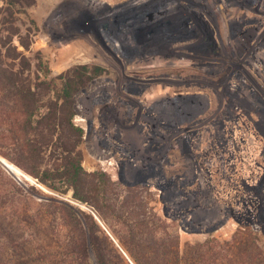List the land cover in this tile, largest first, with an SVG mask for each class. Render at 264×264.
<instances>
[{
	"label": "rangeland",
	"instance_id": "374dc122",
	"mask_svg": "<svg viewBox=\"0 0 264 264\" xmlns=\"http://www.w3.org/2000/svg\"><path fill=\"white\" fill-rule=\"evenodd\" d=\"M0 41V78L38 100L30 158L0 108V215L27 253L264 264V0H0Z\"/></svg>",
	"mask_w": 264,
	"mask_h": 264
},
{
	"label": "trees",
	"instance_id": "16d2710c",
	"mask_svg": "<svg viewBox=\"0 0 264 264\" xmlns=\"http://www.w3.org/2000/svg\"><path fill=\"white\" fill-rule=\"evenodd\" d=\"M1 44V41H0ZM2 53L0 51V71L2 66L1 61ZM46 73H49V66L45 67ZM15 70L9 69L7 71V75L0 78V91L4 88L7 91V94L1 96L0 100V108L2 106L9 107V116L7 117V124L9 129L7 133L9 134L8 138L10 142L14 144V148L18 154L28 155L27 157H32V153L34 152L36 146V140L31 138V133L35 130L33 128V124L37 123L36 117L39 116V110L37 104V95L36 91L32 87L31 83L20 82V79H15ZM26 81V80H25ZM53 81V80H52ZM53 83V82H52ZM63 92L59 93L58 97H62V99L70 98L72 95V88L70 85L63 86ZM60 89V90H61ZM58 90V88H57ZM36 109V110H35ZM36 111V112H35ZM40 119V117H39ZM1 120V114H0ZM32 125V128H31ZM79 130L82 132L81 128ZM2 132L0 131V136ZM2 138V137H1ZM70 156L68 158V168L67 175L71 179H77L80 177V174L84 171L82 165V157L74 156L73 151L70 150ZM15 161V160H13ZM18 164V162H15ZM20 167H23L22 164H18ZM47 172V171H46ZM46 180H42V183H46ZM53 190H58L55 186H49ZM77 199L78 196H75ZM5 219H1L0 215V264H110L105 256L99 254L97 241L94 237H91L89 240L86 237H82V240H75L70 243H67L69 249L72 248L69 254L72 259L68 260H57L51 261L47 259L45 256H41L36 253L37 256L33 257L32 253L26 252V244L30 242L31 238L26 239V237H22L18 239V234L24 232L28 229V222H15L11 221L4 222ZM32 227V233L35 235H39L41 232L48 234L52 228H55V222L51 225H48V228L45 229L43 226V222H29ZM67 225L71 226L72 229L75 227V231L77 226H75V222H64ZM95 224V222H94ZM94 226V225H92ZM52 227V228H51ZM76 233V232H75ZM25 235V234H23ZM9 248L11 251L10 258H3V252H5L6 248ZM96 252L98 257L94 262H92L91 253ZM64 254V253H63ZM63 256H66L64 254Z\"/></svg>",
	"mask_w": 264,
	"mask_h": 264
},
{
	"label": "water",
	"instance_id": "95a60500",
	"mask_svg": "<svg viewBox=\"0 0 264 264\" xmlns=\"http://www.w3.org/2000/svg\"><path fill=\"white\" fill-rule=\"evenodd\" d=\"M2 163L5 165V167H6L8 170H13V167H11L10 165L6 164L4 161H2Z\"/></svg>",
	"mask_w": 264,
	"mask_h": 264
},
{
	"label": "flooded vegetation",
	"instance_id": "af4514ba",
	"mask_svg": "<svg viewBox=\"0 0 264 264\" xmlns=\"http://www.w3.org/2000/svg\"><path fill=\"white\" fill-rule=\"evenodd\" d=\"M263 175H264V173H263ZM264 178V177H263Z\"/></svg>",
	"mask_w": 264,
	"mask_h": 264
}]
</instances>
